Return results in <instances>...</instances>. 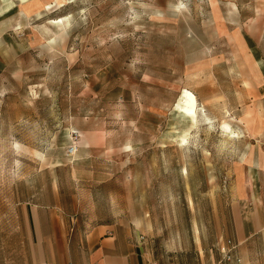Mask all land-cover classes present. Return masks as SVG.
Segmentation results:
<instances>
[{
    "label": "rangeland",
    "instance_id": "1",
    "mask_svg": "<svg viewBox=\"0 0 264 264\" xmlns=\"http://www.w3.org/2000/svg\"><path fill=\"white\" fill-rule=\"evenodd\" d=\"M1 2V252L18 204L54 194L81 229L128 223L155 264L234 244L237 184L264 214V0ZM234 245L264 264V232Z\"/></svg>",
    "mask_w": 264,
    "mask_h": 264
},
{
    "label": "crops",
    "instance_id": "2",
    "mask_svg": "<svg viewBox=\"0 0 264 264\" xmlns=\"http://www.w3.org/2000/svg\"><path fill=\"white\" fill-rule=\"evenodd\" d=\"M73 1L54 0V3L62 6ZM236 191L232 200L236 209L232 240L239 247L242 242L264 232V214L257 202L258 193L253 188L240 183ZM247 209L250 216L240 217L241 210L247 213ZM16 210L17 229L13 234L21 239L20 246L10 252L0 251V264H155L149 249L144 246V238L141 240L140 232L134 231L128 223L105 219L88 229H81L64 213L55 194L50 203H20ZM219 257L216 250L213 253L209 249L206 257L200 250L198 264H216ZM234 258L224 264H242L239 248L234 252Z\"/></svg>",
    "mask_w": 264,
    "mask_h": 264
},
{
    "label": "bare ground",
    "instance_id": "3",
    "mask_svg": "<svg viewBox=\"0 0 264 264\" xmlns=\"http://www.w3.org/2000/svg\"><path fill=\"white\" fill-rule=\"evenodd\" d=\"M0 1L6 2V4H7V2L9 0H0ZM27 1L28 0H20V2H22V3H26ZM48 8H50V4L48 5ZM51 23L54 25L63 26L62 19L53 20V21H51ZM197 110H198V106H197L196 100L194 99V97H192L191 95L186 93L183 96V98L181 99V101L179 102V113L182 116H184L188 120V122H190L192 124V126H194L196 124ZM234 136L235 135H232V137H234ZM180 141L182 143V146H183V144L187 143L185 136L182 137Z\"/></svg>",
    "mask_w": 264,
    "mask_h": 264
},
{
    "label": "built area",
    "instance_id": "4",
    "mask_svg": "<svg viewBox=\"0 0 264 264\" xmlns=\"http://www.w3.org/2000/svg\"><path fill=\"white\" fill-rule=\"evenodd\" d=\"M73 135L74 136L72 137L71 143L67 148L68 157L75 156L79 148V145H78L79 135L78 133H73ZM141 240H143V237H141ZM235 248L236 246L230 240H227L225 243L221 242L219 244V253L221 255V259L218 262V264H221L222 262H232L233 254L231 252L235 250Z\"/></svg>",
    "mask_w": 264,
    "mask_h": 264
}]
</instances>
